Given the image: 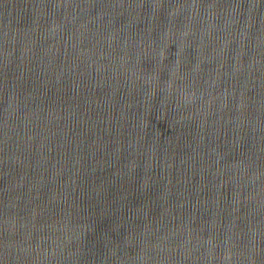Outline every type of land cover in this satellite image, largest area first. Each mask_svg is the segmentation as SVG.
Returning <instances> with one entry per match:
<instances>
[{
	"label": "water",
	"instance_id": "95a60500",
	"mask_svg": "<svg viewBox=\"0 0 264 264\" xmlns=\"http://www.w3.org/2000/svg\"><path fill=\"white\" fill-rule=\"evenodd\" d=\"M0 264H264V0H0Z\"/></svg>",
	"mask_w": 264,
	"mask_h": 264
}]
</instances>
